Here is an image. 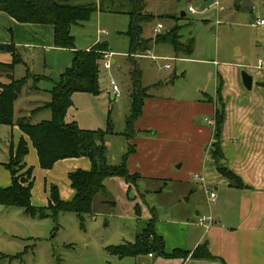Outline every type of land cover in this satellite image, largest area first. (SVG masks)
<instances>
[{
	"label": "rangeland",
	"instance_id": "rangeland-1",
	"mask_svg": "<svg viewBox=\"0 0 264 264\" xmlns=\"http://www.w3.org/2000/svg\"><path fill=\"white\" fill-rule=\"evenodd\" d=\"M99 1L96 0L97 5ZM250 1L253 3L251 6H241L248 0H142L139 3L143 7L142 12L153 15L151 21L142 23L141 36L149 40L150 45L143 55L135 54L129 58V41L125 32L129 22L128 12L132 11L133 4L129 0H101L102 9L97 10L82 26H72L71 34L75 39V50H85L95 41L97 30H105L107 35H100L98 38L102 43L106 42L109 51L113 53L114 63L108 71L101 69L100 93L76 94L66 118H70V115L74 118H93L90 115H95L96 125L102 129L106 127L105 119L109 114L114 130L122 131L131 102L129 73L133 67L132 60L136 61L142 72L141 82L149 88L147 91L152 90L159 92L162 97L177 99L214 95L216 69L236 63L239 70L243 71L250 67L246 65L256 64L260 37L264 31L263 27H254L252 23L257 19H264V0ZM157 23L163 26L159 33L173 25L178 27L181 43L179 50L175 51L169 43L154 41ZM4 34L10 36L7 27L3 26V19H0V37ZM19 51L21 60L14 66L12 74L14 79L26 77V85L31 84L32 88L37 85L50 89L53 85L51 80L57 81L60 73L72 61V51L65 48L51 49L45 53L34 49L32 55L25 49ZM236 51L240 55L237 56ZM149 55H154L157 59H152ZM12 58L8 50L0 49V63L9 64ZM166 63L170 65L169 68L159 69ZM116 65L120 67L118 70ZM10 75V71L0 69V82H10ZM35 76L38 77L36 83ZM110 79L117 84L121 93L112 102H109ZM159 82L161 85L154 86ZM26 85L13 104L14 117L18 116L20 110L27 108L28 102L50 100V94L46 92L27 93ZM39 116H43L40 119L47 120L50 112L43 111ZM111 138L113 141L107 154L109 164L112 160L116 161L120 142L123 140L118 136ZM10 141L11 127L0 125V162L9 159ZM26 169L27 166L19 173L25 176ZM184 188H187L188 194H177ZM158 189L168 192L158 195L155 193ZM137 190L145 195H137L135 204L144 211L151 208L144 205L143 201L154 206L159 221L167 217H181L182 213L172 208V200L176 198L179 199V205L189 213L190 219H196L199 208H193L194 198L204 196L202 182L194 180L187 183L138 180ZM114 191L118 195L115 197L116 207L110 204L114 199L111 195L98 193L91 213L84 215L82 222L74 213H58L55 220L51 217L39 219L24 214L19 207L0 206V264H134L132 258L121 260L105 251L108 245L132 242L142 226V220L128 212V198L134 200L136 188L132 187L125 194L118 187ZM101 199L107 202L101 204Z\"/></svg>",
	"mask_w": 264,
	"mask_h": 264
},
{
	"label": "crops",
	"instance_id": "crops-1",
	"mask_svg": "<svg viewBox=\"0 0 264 264\" xmlns=\"http://www.w3.org/2000/svg\"><path fill=\"white\" fill-rule=\"evenodd\" d=\"M0 19H3V26L7 27L10 35L8 37L4 34L0 37L2 51L5 50V45H11L20 58V49H25L31 55L34 49L43 50V53L51 49H58L53 46L51 25L18 23L2 11H0ZM258 26L263 27L264 31V25ZM100 35L97 34L95 41L85 50H89L95 43H99L105 45V49L109 51L106 42L102 43L98 38ZM261 35L257 60L263 59L262 67L257 68L256 61L255 66L246 65L250 67L244 70L252 76L250 90L245 89L242 85V71L239 70L236 63L216 69L217 77L220 76L222 82L221 96L224 102V121L221 130L223 163L240 178L244 188H236L216 169L209 150L213 126L205 120H213L215 104L204 101V97L177 99L162 97L159 92L148 90V96L143 101L142 113L134 122L136 135L130 140L120 135L124 131V123L122 131L116 132L113 128L115 134L105 137L107 160L110 143L113 141L111 137L123 138L116 161L112 160L110 163L112 165L119 162L121 154L126 152L128 145L134 146V152L126 159V168L129 173L138 174L139 180H169L184 183L194 180L202 182L204 196L203 198L196 196L193 202V208H199L196 212V219H190L189 213L179 205V199L176 198L172 200L174 203L172 208L176 211L179 210L182 213L181 217H167L159 221L155 207L150 206L146 201H143V204L151 209L148 208L149 210L144 211L139 205L138 212L134 209V206L137 205L135 204L136 196L145 195L137 190V184L136 186L129 185L120 177L106 178L104 180L105 191L100 194L111 195L114 199L110 204L115 207L117 206L115 197L118 196L114 191L116 187L120 188L123 194L132 190V187L136 188L137 192L135 191V193L137 194L133 196L134 200L128 198L129 214L142 220V226L136 236L146 227L152 214L148 212L153 211L156 215L155 231L163 238L167 253L174 248L192 251L197 245L206 241L210 252L224 262L193 260L190 257L186 259L154 258L149 255L126 257L132 258L134 264H264V34ZM235 54L238 56L240 52L236 51ZM115 68L118 70L120 67L116 65ZM11 75L14 78L12 72ZM99 78L101 84V76ZM51 82L55 81L51 80ZM159 85L161 82L154 86ZM26 86L27 93L37 94H43V92L49 94V90L52 88L46 89L36 85L38 89H35L31 87V84ZM76 94L78 93L72 95V102ZM109 95L111 96V93ZM214 96L215 91L211 97ZM114 100L109 97V102ZM47 102L38 99L28 102L27 108L20 110L17 117L14 115L13 117L14 119L27 117L31 123L44 120L40 119L43 116L39 115L46 111L41 106ZM66 116L65 114L66 122L74 121L81 129H101L96 125L95 115H90L94 119L89 116L87 118H74L71 115L70 118H66ZM106 121L107 117L105 125ZM12 127L10 142L16 145L18 140L23 137L28 143V153L23 162L27 167L33 169L31 203L35 206H46L51 185L57 186L62 200H70L74 192L70 187L67 174L76 169L88 170L90 168L88 158H66L57 161L51 169H41L36 150L30 140L22 134L16 125ZM104 129L105 126L102 130ZM6 162H0V187L10 184V173L2 165ZM195 176L199 177L195 178ZM207 186L211 188L209 189ZM167 192L168 190L164 192L162 189L155 191L158 195ZM192 192L193 190L189 198ZM210 192L214 193V198H210ZM177 194L185 196L188 194L187 188ZM106 202L103 199L100 201L101 204ZM203 216L210 217V220L200 222V218Z\"/></svg>",
	"mask_w": 264,
	"mask_h": 264
},
{
	"label": "trees",
	"instance_id": "trees-1",
	"mask_svg": "<svg viewBox=\"0 0 264 264\" xmlns=\"http://www.w3.org/2000/svg\"><path fill=\"white\" fill-rule=\"evenodd\" d=\"M77 2V3H76ZM133 4L132 11L128 12L129 22L125 35L128 38V57L143 55L150 45L149 40L142 38V23L149 22L153 15L142 12V0H129ZM96 0H0V11L10 18L23 24L51 25L53 28V46L72 50V61L53 83L49 90L50 100L41 106L50 112V118L31 123L27 117H13V104L26 84V77L14 79L10 75V82H0V125H16L26 136L36 150L38 164L41 169H51L62 159L86 157L90 161L88 170L76 169L67 174L69 184L74 194L70 200L60 198L58 188L51 185L48 203L46 206H35L31 203V189L33 186V169L27 167L24 174L19 171L26 167L23 162L28 153V143L21 137L16 145L10 144L9 159L3 163L10 173V184L0 187V206L19 207L24 214L39 219L51 217L55 220L58 213H74L82 222L84 215L90 214L92 202L98 193H104V180L108 177H120L132 186H136L140 176L131 174L126 168L127 157L134 152V146L128 145L127 150L120 156L116 165L107 162V149L104 139L107 135L115 134L110 115H107L104 130L81 129L76 122L64 120L67 109L72 104V95L75 93H100V73L102 69L101 52L106 50L103 44H95L89 50H75L74 36L71 27L82 25L90 20L91 16L102 9ZM101 8V9H100ZM155 42H166L177 51L181 47L178 27L173 25L166 32L157 33ZM13 56L9 64L0 63V69L13 71L20 61L19 55L11 45H5ZM132 60V59H131ZM133 67L129 73L131 82L130 109L125 116L124 131L120 135L130 140L136 135L134 122L142 113L144 99L148 96L147 87L142 86V72L136 61L132 60ZM215 89V96L204 95V101L215 104L213 113V132L209 150L213 156L216 169L220 175L229 179L236 188H244L240 178L229 170L223 163L221 151V130L224 121V102L221 96L222 82L220 76ZM38 77L35 76V83ZM35 89H38L36 85ZM19 173V174H18ZM136 212L138 205L134 206ZM146 227L138 234L134 241L108 245L105 251L120 259L126 257L151 256L166 258L190 257L193 260L216 261L224 263L222 259L213 255L206 241L200 243L192 251L174 248L167 253L163 238L155 231L156 215L151 211Z\"/></svg>",
	"mask_w": 264,
	"mask_h": 264
},
{
	"label": "built area",
	"instance_id": "built-area-1",
	"mask_svg": "<svg viewBox=\"0 0 264 264\" xmlns=\"http://www.w3.org/2000/svg\"><path fill=\"white\" fill-rule=\"evenodd\" d=\"M191 9V8H190ZM191 11L193 12V10L191 9ZM258 25H264V19H260V20H257L255 22L252 23V26H258ZM163 29V26L161 23H157L156 24V28H155V31L157 33H159L160 30ZM97 34L100 35V34H107V32L105 30H98L97 31ZM150 58L152 59H157V57H155L154 55H149ZM113 57V53L108 51V50H104L101 52V64H102V68L105 70V71H108L109 69L112 68L113 66V63H114V60L112 59ZM262 64H263V59H258L257 60V68H261L262 67ZM170 65L169 64H164L163 66H160L159 69H167L169 68ZM110 86H111V98L112 99H115V98H119L121 96V93H120V90L117 86V84L113 81V79H110ZM206 122L213 126L214 125V121L213 120H208V119H205ZM199 176H195V178H198ZM210 198H214V193L213 192H210ZM207 220H210V217H206V216H203L200 218V222H205ZM149 256H151V254H149Z\"/></svg>",
	"mask_w": 264,
	"mask_h": 264
},
{
	"label": "water",
	"instance_id": "water-1",
	"mask_svg": "<svg viewBox=\"0 0 264 264\" xmlns=\"http://www.w3.org/2000/svg\"><path fill=\"white\" fill-rule=\"evenodd\" d=\"M249 2H244L241 6L249 5L251 6L253 3L248 0ZM0 49H3V46L0 45ZM241 80H242V85L244 86L245 89L250 90L252 87V76L248 74L246 71L241 72Z\"/></svg>",
	"mask_w": 264,
	"mask_h": 264
}]
</instances>
